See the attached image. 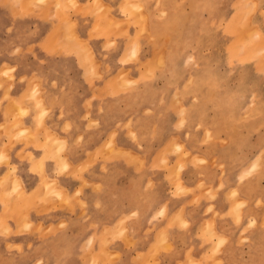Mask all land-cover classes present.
<instances>
[{
  "label": "rangeland",
  "instance_id": "rangeland-1",
  "mask_svg": "<svg viewBox=\"0 0 264 264\" xmlns=\"http://www.w3.org/2000/svg\"><path fill=\"white\" fill-rule=\"evenodd\" d=\"M48 1L26 0L34 5ZM64 1L69 7L77 3L76 0H53V5L63 11ZM85 3L87 8L84 4L82 7L87 15H91V32L85 39L77 38L78 33L72 29L74 23L66 16L60 17L56 29H62L61 37L67 42L75 41L84 57L85 49L91 51V62H96L95 67L100 64L98 59L101 57L94 56L96 43L93 41H103V49L111 52V59L120 65L115 69L105 66V72L100 69L94 75L111 77L107 85L112 92L130 93L139 89L140 81L160 80L159 98L154 105L158 118L151 127L150 136L158 137L163 123L168 125V118H172L169 114H172L174 132L165 139L157 163L169 173L174 183L173 194L196 190L193 201L197 202L204 196L215 197L217 189L223 191L225 212L213 211L212 218L197 234L199 258L191 255L193 245H190L185 259L177 260L175 264L207 261L222 264V245L227 238L214 233L212 226L214 217L224 216L230 217L235 224L244 219L237 230L235 262L264 264V0H118L115 5L89 0ZM0 75L5 79L12 78L7 67L0 70ZM167 93H170L169 97ZM3 97L8 100V105L0 123V136L7 140L0 147L4 153L0 155V165L13 167L15 171V166L10 163V152L18 138L20 141L29 138L35 147L47 151L53 144L49 157L55 156L57 161L60 155L65 157L64 148L51 136L47 138L48 147L36 144L39 141L35 140L39 137L37 131L45 129L43 117L41 124L36 115L32 117L37 129L32 131L23 120L26 110L20 107V101L8 96V87ZM144 101L149 104L143 113H153L154 102L146 98L135 96L128 108ZM136 119L137 111L124 123L129 137L135 142L145 137V134H136L133 127ZM97 123L89 120V124ZM116 135L117 131L112 129L94 153H122L115 146ZM16 154L20 159L28 160L30 156L29 152ZM34 164L38 171L37 163ZM188 166L194 168L193 175L196 176L192 187H186L182 182L183 170ZM12 170L5 169L0 173V264H72L70 259L73 257L79 259V264H119L121 252L111 249L110 243L114 235H121L122 228L115 229L114 235L106 234L104 228L99 233L96 229L89 230L80 242H75L77 239L68 236L72 233L64 220L44 226L42 216L54 206V203L47 204L54 199L65 204L69 197L48 179L41 183L36 193L32 188L38 182L26 192L24 181L21 182L19 177V181L14 179ZM208 173L216 176L215 187L205 183ZM162 209L160 214H163ZM207 209L212 210V207ZM181 212L182 208L169 223L177 221L185 225ZM58 233H62L63 242L52 240ZM11 235L18 238L8 239ZM156 236L161 243L164 234L159 231ZM127 245L133 246V241H127ZM164 247L169 249L171 246ZM56 252L64 255V259L51 261L44 258ZM157 254V246L151 244L135 257L144 260L145 264H157ZM5 255L10 257L9 262L1 259Z\"/></svg>",
  "mask_w": 264,
  "mask_h": 264
},
{
  "label": "crops",
  "instance_id": "crops-1",
  "mask_svg": "<svg viewBox=\"0 0 264 264\" xmlns=\"http://www.w3.org/2000/svg\"><path fill=\"white\" fill-rule=\"evenodd\" d=\"M21 1L0 0V70L10 68L12 76L11 79H5L0 75V123L7 111L8 100L4 99L3 94L8 87V96L20 101V107L26 110L23 120L29 129L37 130L33 116L38 117L40 124L43 117L45 129L37 131L39 137L35 140L39 141L36 144L48 147L47 138L51 136V139L58 140L60 147L64 148L65 157L60 155L58 161L55 156L49 157L53 144L49 147L50 151H47L35 147L29 138L24 141L18 138L10 152V163L15 166V171L13 167L6 168L1 164L0 173L5 169H13L14 179L19 177L21 182L24 181L26 192L38 182L32 188V192L36 193L41 183L47 179L54 182L61 193L62 188L69 201L61 204L55 199L51 200L47 205L54 203V206L42 216L43 224L55 225L64 220L72 233L67 235L77 239L75 242H80L89 230L92 232L96 229V233H99L104 228L106 234L114 235L115 229L122 228L121 235H114L110 243L111 249L121 252L119 264H145L144 260H137L135 256L137 252L144 253L151 244L158 249L157 264H175L177 260L185 259V252L190 245H193L191 255L195 259L199 258L197 234L203 224L212 218L213 211L218 214L225 212L226 204L222 189L216 190L215 197L208 199L204 196L197 202L193 201L196 190L173 194L174 183L169 173L157 163L165 139L174 132L172 114H169L172 118H168V125L163 123L160 135L156 138L150 136L151 127L158 118L154 105H157L155 100L159 98L160 80L147 83L140 81L139 89L130 93L112 92L107 85L111 77L107 74L94 75L100 69L105 72V66L115 69L120 65L111 59V52L103 49V41H93L96 43L95 52L99 55L95 52L93 54L101 57L98 59L100 64L95 67L96 62H91V51L85 49L84 57L79 45L75 41L67 42L61 37L62 29H56L59 20L66 16L68 21L74 23L72 29L78 33L77 38L85 39L87 33L89 35L91 32V15L86 14L82 5L87 8L85 2L89 0H76L73 7H69L64 1L63 11L54 7L53 0L39 5ZM117 1L101 0L104 4L112 5ZM169 95L167 93L168 97ZM135 96L138 99L153 100V113H143V109L149 104L145 101L128 108ZM135 111V132L139 136L145 134V137L136 142L129 137L124 126L128 116ZM89 120H96L98 123L89 124ZM112 129L117 131L115 146L122 153H94ZM6 140L7 138L0 136V147ZM19 151L29 152V159H20L16 154ZM1 153L4 154L3 150H0V155ZM169 157L172 158L170 155ZM35 162L38 171L35 170ZM188 167L183 170L182 182L184 186L192 187L196 183V176L193 175L194 168ZM231 179L233 180V176ZM234 182L233 180L231 184ZM205 183H211L215 187L216 176L208 173ZM77 189L79 193H76ZM208 206L212 210H208ZM161 208L163 214L159 213ZM180 208L185 225L177 221L170 224L169 219ZM241 223H244V219ZM241 223H233L228 216L213 218L214 233L227 238L222 245V264H238L234 256L237 250V230ZM159 231L164 234L161 243L156 236ZM61 235L62 233H58L52 240L63 242ZM16 238L18 236L11 235L8 239ZM127 241H133V246H128ZM167 244L171 246L169 249L162 248ZM53 255L44 258L51 261L64 259L61 253ZM1 259L10 261L7 255ZM31 261L30 258L29 263ZM70 261L72 264L80 262L77 257ZM202 264L211 263L207 261Z\"/></svg>",
  "mask_w": 264,
  "mask_h": 264
},
{
  "label": "bare ground",
  "instance_id": "bare-ground-1",
  "mask_svg": "<svg viewBox=\"0 0 264 264\" xmlns=\"http://www.w3.org/2000/svg\"><path fill=\"white\" fill-rule=\"evenodd\" d=\"M136 3V2H135ZM138 4V3H137ZM136 4V5H137ZM132 6V5H131ZM25 13V12H24ZM246 13V12H245ZM244 16V15H243ZM68 22V21H67ZM63 28H65V26L63 27ZM55 38V37H54ZM259 41V40H258ZM257 42V41H256ZM257 45V44H256ZM263 45V44H262ZM239 46V45H238ZM240 49V48H239ZM136 50V49H135ZM134 50V51H135ZM248 51V50H247ZM136 52V51H135ZM244 52V51H243ZM135 54V53H134ZM95 63V62H94ZM39 106V105H38ZM40 107H42V106H40ZM41 120V119H40ZM53 140V139H52ZM32 157V156H31ZM61 161V160H60ZM61 163H62V161H61ZM63 164V163H62ZM42 172V171H41ZM58 190V189H57ZM54 191H56V189L54 190ZM212 191V190H211ZM8 208V207H7ZM213 231V230H212ZM219 241V240H218Z\"/></svg>",
  "mask_w": 264,
  "mask_h": 264
}]
</instances>
